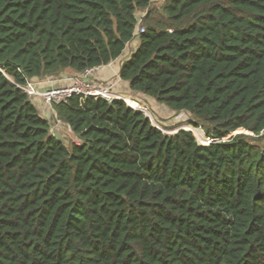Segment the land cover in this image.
<instances>
[{"label":"trees","instance_id":"obj_1","mask_svg":"<svg viewBox=\"0 0 264 264\" xmlns=\"http://www.w3.org/2000/svg\"><path fill=\"white\" fill-rule=\"evenodd\" d=\"M154 1L0 0V264H264V0ZM134 40L132 96L207 138L73 95L52 105L67 147L18 85Z\"/></svg>","mask_w":264,"mask_h":264},{"label":"rangeland","instance_id":"obj_2","mask_svg":"<svg viewBox=\"0 0 264 264\" xmlns=\"http://www.w3.org/2000/svg\"><path fill=\"white\" fill-rule=\"evenodd\" d=\"M164 2L165 0H155L152 3V7L160 8V6H162ZM146 14L147 13L145 11H139L137 16L144 20V18L146 17ZM142 24H144V21L142 22ZM136 44H137L136 40H134L131 44H128L123 54L117 60L114 61V65H116L118 68H121V66L130 59L133 53V49L136 46ZM94 78H95V74H94ZM125 85L126 86L121 87V88H116V89L113 88V92L118 97L114 99L125 101V103L133 109H137V108L132 107L130 103L128 102V100H131L132 102L139 104L141 107L140 109L144 110V113L149 117L151 123L155 127L161 129L164 134L173 135L181 129L189 131L190 127L195 128L190 125L192 122V117L189 113L172 112L166 106L157 103L155 99L145 96L143 94L136 93V96H138V99H135L132 96V93L130 92L127 84ZM50 107L52 106L50 105ZM56 118H57L56 115L52 113L51 128H52L53 133L58 138H60V140H62L67 147H70L72 142H78L79 141L78 138L74 134H71V131L67 129L66 127H64L59 121H57ZM195 129L201 130V134L203 135V137L207 138L206 133L202 128H195ZM242 133H245V132H242ZM193 134L195 135L194 132ZM195 137L197 138V141L201 143V140L199 139L198 135L197 136L195 135ZM224 140H227V139H224Z\"/></svg>","mask_w":264,"mask_h":264},{"label":"built area","instance_id":"obj_3","mask_svg":"<svg viewBox=\"0 0 264 264\" xmlns=\"http://www.w3.org/2000/svg\"><path fill=\"white\" fill-rule=\"evenodd\" d=\"M138 21L140 24L138 34L144 33V27L141 25L142 18L138 17ZM96 71H98V69H87L83 73L70 78L71 84L69 86L53 88L47 91L40 90V86L42 83L46 82V80L31 81L29 79H25L26 83L24 85H18V87L31 99H40L46 106L66 102L73 95H80L85 98L100 97L108 101L118 98L113 92L114 84L110 82L97 83L94 80V74ZM51 79H53V76L48 77V80Z\"/></svg>","mask_w":264,"mask_h":264},{"label":"crops","instance_id":"obj_4","mask_svg":"<svg viewBox=\"0 0 264 264\" xmlns=\"http://www.w3.org/2000/svg\"><path fill=\"white\" fill-rule=\"evenodd\" d=\"M137 47V44H136ZM136 50V48L133 49ZM119 71L120 68H118L116 65H114V62H112L110 65L99 68L98 69V74L96 75V79L98 81H109L112 82L114 84V88H121L126 86L124 81H122L119 77ZM75 74L70 71L67 70L66 72L62 73L59 76H54L53 79L51 80H46V82L42 83V85L40 86V90L41 91H47L53 88H58V87H62V86H69L71 84L70 78L74 77ZM113 79V80H111ZM123 83V84H122ZM128 88L129 85L127 84ZM39 108L42 110V112L44 113L45 116H47L50 120H51V124H52V113L55 114V111L52 109V107L50 106H46L44 105L41 100L39 99V104H38ZM56 115V114H55ZM64 127L67 128L66 125H63Z\"/></svg>","mask_w":264,"mask_h":264},{"label":"water","instance_id":"obj_5","mask_svg":"<svg viewBox=\"0 0 264 264\" xmlns=\"http://www.w3.org/2000/svg\"><path fill=\"white\" fill-rule=\"evenodd\" d=\"M135 51V50H134ZM137 110H141V111H143L144 112V110H142V109H137ZM190 131V130H189ZM192 132V131H191ZM236 134H238V133H235L234 135H236ZM60 139V138H59Z\"/></svg>","mask_w":264,"mask_h":264},{"label":"clouds","instance_id":"obj_6","mask_svg":"<svg viewBox=\"0 0 264 264\" xmlns=\"http://www.w3.org/2000/svg\"><path fill=\"white\" fill-rule=\"evenodd\" d=\"M210 140V139H209ZM210 142H211V140H210ZM205 142H202V145L204 144ZM201 144V143H200ZM210 143H207V145H209Z\"/></svg>","mask_w":264,"mask_h":264}]
</instances>
